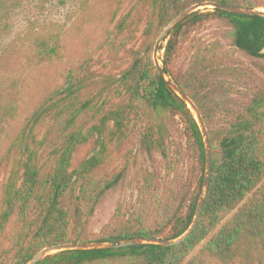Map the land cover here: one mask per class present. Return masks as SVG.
Returning a JSON list of instances; mask_svg holds the SVG:
<instances>
[{
	"label": "trees",
	"instance_id": "trees-1",
	"mask_svg": "<svg viewBox=\"0 0 264 264\" xmlns=\"http://www.w3.org/2000/svg\"><path fill=\"white\" fill-rule=\"evenodd\" d=\"M93 1L80 0L77 24L90 23L84 15ZM156 1L157 18L163 28L186 9L185 0ZM213 3L255 10L230 0H213ZM10 4L9 0H0L1 24L9 21L11 15L7 9ZM213 15L233 27L238 50L252 58L264 59L260 54L264 49V16L237 15L218 9H214ZM204 18L205 15L192 13L170 33L167 45L161 48L165 51L162 68L166 78L160 76L148 56L136 58L120 80L129 95L141 99L149 109L180 116L197 148L203 172L206 151L199 124L188 103L179 97L167 79L190 98L206 124L209 101L216 98V105L222 106L220 102L225 95L223 79L212 87V69L207 71L205 64L182 77L169 69L185 24H196ZM66 33L54 25L34 28L27 38L29 50L24 55L25 73L0 72V154L6 138H9V127L19 119L26 94L34 89L29 76L65 62ZM227 70L222 67L217 72L227 74ZM62 79L63 82L54 90H44L42 100L21 133L11 139L12 148L7 158L0 160V173L13 158L16 161L14 170L0 188V264H30L46 248L85 242L69 237V213L62 207V201L69 192L75 193L80 184L78 200L90 197V191L98 188L92 174L102 160L93 156L79 169H74L75 157L91 141L100 139L102 142L109 122L114 121L118 131L124 126L125 117L121 109L107 111L99 125L89 129L81 125V119L89 113L98 114L103 110V105H94L95 100L83 99L96 80L88 63L70 69ZM256 111H261L262 117H258ZM223 116L232 119L228 121V136L220 142V160L215 158L213 162L199 225L184 243L174 247L141 244L113 248L129 240L174 241L182 237L195 219L197 205L204 192V177L187 215L175 219L168 237L163 236L162 229L126 228L94 242L108 246L58 252L38 264H111L117 261H129V264H197L193 259L187 260L203 243V248L213 258L231 261L248 242L264 240V92L256 94L253 106L246 113L224 111ZM114 182L105 188H111ZM99 192L102 195L104 189ZM14 219L19 221L21 228L18 241L13 251L2 252V240Z\"/></svg>",
	"mask_w": 264,
	"mask_h": 264
},
{
	"label": "rangeland",
	"instance_id": "rangeland-1",
	"mask_svg": "<svg viewBox=\"0 0 264 264\" xmlns=\"http://www.w3.org/2000/svg\"><path fill=\"white\" fill-rule=\"evenodd\" d=\"M230 1L264 13V0ZM9 2V21L0 23V72L25 73L28 34L44 25L67 31L66 60L29 76L34 89L26 94L18 121L9 127V138L3 144L0 160L7 158L12 148L11 139L21 133L42 100L44 90H54L70 69L88 63L96 80L83 99L95 100L94 105H103V110L98 114L89 113L81 119V125L84 129L99 125L107 111L119 109L125 118L121 131L114 121L109 122L102 142L100 139L91 141L75 157L74 169H79L93 156L102 162L92 174L98 188L90 191L89 198L78 200L80 184L75 193L69 192L62 201V207L69 213V237L80 238L85 241L80 242L83 244L97 245L95 240L126 228L162 229L163 236L168 237L175 219L187 215L197 196L200 180L205 178L206 167L203 172L197 148L180 116L149 109L141 99L130 96L120 83L123 73L131 68L136 58L149 56L152 66L156 67L154 47L164 30L157 18L158 2L94 0L84 15L90 23H78L79 27L76 19L80 0ZM208 3L213 0H185L184 11L193 9L192 13L205 15V18L196 24H185L169 69L182 77L205 64L207 71L212 69V87L223 79L225 95L220 102L222 106L218 107L216 98H213L206 113L205 125L214 162L215 158L220 160V142L228 136V121L232 120L224 117L223 112L246 113L253 106L256 94L264 92V59L252 58L238 50L233 27L214 16L213 7H198ZM166 45L167 42L163 44ZM164 53V50L159 52L157 57L161 67ZM222 67L228 69L227 74L217 72ZM35 81H38L36 85ZM257 116L262 117L261 111ZM14 159L3 166L0 188L14 170ZM112 182L114 185L106 189ZM101 189L104 193L99 195ZM20 232L19 221L14 219L2 240V252L13 251ZM203 247L204 243L196 247L187 261L193 259L197 264H264V240L248 242L231 261L215 259ZM111 264H129V261Z\"/></svg>",
	"mask_w": 264,
	"mask_h": 264
},
{
	"label": "water",
	"instance_id": "water-1",
	"mask_svg": "<svg viewBox=\"0 0 264 264\" xmlns=\"http://www.w3.org/2000/svg\"><path fill=\"white\" fill-rule=\"evenodd\" d=\"M202 6H211L214 9H218L224 12L237 14V15H248V16H264V13L261 11H250L247 9H241L234 6L224 5V4H216V3H208L204 5H199L198 7ZM193 9H188L178 15L174 20H172L162 31L160 34L155 47H154V62L155 66L160 74V76L166 78V72L164 69L160 66L159 60H158V54L161 52V48L164 43L168 42L170 33L175 29V27L180 24L184 19H186L189 15L192 14ZM261 55H264V49L260 52ZM170 86L173 88V90L181 97L185 102L188 103L189 108L196 113V120L199 124L202 136L204 138L205 143V151H206V174L204 178V192L202 193V197L197 205L195 219L193 221L192 226L188 230L187 233H185L182 237H180L177 240L169 241L167 239H136V240H129L124 241L119 244H116L113 246L114 249H121V248H127V247H133L138 246L141 244H154V245H160L164 247H174L177 245H180L184 243L188 238L192 236V234L195 232L197 226L199 225L200 219L202 217L203 209H204V203H205V195L207 193V190L210 186L211 176H212V168H213V155H212V144L211 140L208 134V130L206 128L205 122L202 118V115L194 105V103L190 100V98L184 94L177 86L174 84H171L170 81L167 79ZM103 246L108 245H90V244H83V243H69L64 245H59L51 248H46L45 250L38 253L35 258L32 260L30 264H38L40 263L45 257L49 256L48 253L52 252H63V251H72V250H92V249H98Z\"/></svg>",
	"mask_w": 264,
	"mask_h": 264
}]
</instances>
